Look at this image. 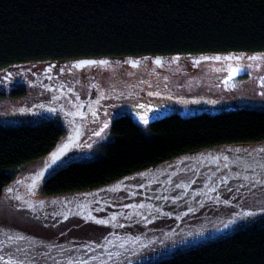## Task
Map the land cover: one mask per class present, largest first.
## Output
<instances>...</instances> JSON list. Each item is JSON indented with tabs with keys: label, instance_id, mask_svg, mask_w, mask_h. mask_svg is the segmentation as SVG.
I'll return each instance as SVG.
<instances>
[{
	"label": "rangeland",
	"instance_id": "1",
	"mask_svg": "<svg viewBox=\"0 0 264 264\" xmlns=\"http://www.w3.org/2000/svg\"><path fill=\"white\" fill-rule=\"evenodd\" d=\"M258 56L167 58L168 67L70 62L47 75L42 63L0 70V126L49 121L64 130L0 196V264H151L264 220V141L190 153L98 189L41 193L64 164L101 157L116 117L147 133L149 122L171 114L264 109Z\"/></svg>",
	"mask_w": 264,
	"mask_h": 264
},
{
	"label": "trees",
	"instance_id": "2",
	"mask_svg": "<svg viewBox=\"0 0 264 264\" xmlns=\"http://www.w3.org/2000/svg\"><path fill=\"white\" fill-rule=\"evenodd\" d=\"M222 55H264V0H0V70ZM109 132L101 157L65 165L41 193L98 189L190 153L260 144L264 109L171 114L149 122L147 133L123 115ZM62 133L49 121L0 126V196L16 169L50 153ZM152 264H264V220Z\"/></svg>",
	"mask_w": 264,
	"mask_h": 264
},
{
	"label": "water",
	"instance_id": "3",
	"mask_svg": "<svg viewBox=\"0 0 264 264\" xmlns=\"http://www.w3.org/2000/svg\"><path fill=\"white\" fill-rule=\"evenodd\" d=\"M252 58H256V57H252ZM208 60H210L209 56H204V57H200V58H197V59H193V61L195 63H198V62H201V61H208ZM211 60H213V61H220V60L240 61L241 57L240 56H236V55H222V56L212 57ZM109 61H110L109 59H80V60H77L74 63V66L75 67H80V66H83V65L105 64V63H107ZM152 62L155 65H160L161 64V60L157 59V58L153 59ZM129 65L132 66L133 63H129ZM192 247H195V246H192ZM192 247H190V248H192ZM190 248H188V249H190Z\"/></svg>",
	"mask_w": 264,
	"mask_h": 264
},
{
	"label": "flooded vegetation",
	"instance_id": "4",
	"mask_svg": "<svg viewBox=\"0 0 264 264\" xmlns=\"http://www.w3.org/2000/svg\"><path fill=\"white\" fill-rule=\"evenodd\" d=\"M152 61H153V59H146V60H144L143 62H142V61L140 62L139 60H136V61L122 60L121 62L126 63V64H128V65H129V63H133L132 66H139V65H141V64H143V63H145V62L151 64ZM118 63H119V62H118ZM159 66H165V67H168L169 65H168V63H167L166 60H161V64H160ZM55 67H57L59 71H62V70H63V68H62V64L56 65L55 63H51L50 65H46V66L44 67V69L42 70V72H43L44 74L47 75V74H49V73H52V72L54 71V68H55ZM69 68L72 69L70 65H69Z\"/></svg>",
	"mask_w": 264,
	"mask_h": 264
},
{
	"label": "snow or ice",
	"instance_id": "5",
	"mask_svg": "<svg viewBox=\"0 0 264 264\" xmlns=\"http://www.w3.org/2000/svg\"><path fill=\"white\" fill-rule=\"evenodd\" d=\"M237 71H238V69H233L232 71H230L229 76H235L237 74ZM262 79H264V78H262ZM146 122L147 121L145 120V123Z\"/></svg>",
	"mask_w": 264,
	"mask_h": 264
},
{
	"label": "bare ground",
	"instance_id": "6",
	"mask_svg": "<svg viewBox=\"0 0 264 264\" xmlns=\"http://www.w3.org/2000/svg\"><path fill=\"white\" fill-rule=\"evenodd\" d=\"M142 61H144V60H142ZM70 66H71L72 69L78 68V67H75V66H74V63L71 64Z\"/></svg>",
	"mask_w": 264,
	"mask_h": 264
}]
</instances>
